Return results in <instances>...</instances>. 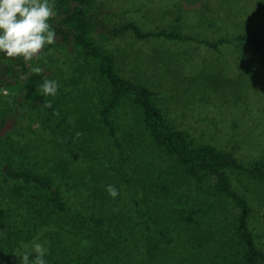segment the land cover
I'll return each instance as SVG.
<instances>
[{
	"label": "rangeland",
	"instance_id": "1",
	"mask_svg": "<svg viewBox=\"0 0 264 264\" xmlns=\"http://www.w3.org/2000/svg\"><path fill=\"white\" fill-rule=\"evenodd\" d=\"M50 2L56 5L57 0ZM95 10L108 27L128 19L143 29L176 23L181 33L194 38L138 40L132 33L91 30L96 42L115 54L122 73L146 82L168 119L195 142L233 150L245 162L261 155L264 47L258 53L251 42L242 44L235 37L264 36V0H93ZM223 36L230 41L218 49L198 41ZM30 62L59 84L54 96L59 115L47 122L41 109L36 120L32 101L22 88L15 91L13 102L0 113V155L17 168L53 174L73 209L82 218L101 217L102 225L96 228L92 221L49 207L35 214L27 199L12 195L14 181H2L0 171V245L5 248L0 247V264H20L19 255L31 252L34 240L48 248L56 235L86 264H202L213 253L231 249L235 203L193 191L187 179L175 189L191 197L197 222L180 221L173 211L174 190L158 178L157 171L165 168L161 157L148 146L128 104L116 110L119 144L108 137L97 121L103 87L82 62L72 37L63 40L56 32V41ZM0 73L9 80L15 73L3 54ZM77 132L82 133L78 138ZM33 144L40 146L39 153L27 149ZM229 175L235 190L251 203L250 226L264 250V182L238 170ZM110 184L119 190L116 198L106 191Z\"/></svg>",
	"mask_w": 264,
	"mask_h": 264
},
{
	"label": "trees",
	"instance_id": "2",
	"mask_svg": "<svg viewBox=\"0 0 264 264\" xmlns=\"http://www.w3.org/2000/svg\"><path fill=\"white\" fill-rule=\"evenodd\" d=\"M92 2L93 0H57L55 11L58 19L50 23L63 40L71 41L72 37L82 62L90 68V74L103 87L105 99H101L97 107L98 123L108 137L119 144L118 126L115 123L116 110L121 104L129 105L134 119L146 132L148 146L156 149L158 157H161L160 163L165 168L157 171L158 178H162L163 182H169V187L174 190V192L170 190L172 198L177 202L173 211L180 221L197 222L194 214L198 212V208L193 206L191 197L187 193L179 194L180 191L175 189L179 184L182 187L187 179L193 183V191H201L206 195L215 193L235 203L237 214L231 249L213 253L202 264H264V250L258 246L250 226L251 203L245 195L235 190L229 175L230 170H238L264 182V151L251 162H245L233 150L222 149L208 142H195L188 131L177 127L168 119L159 105L158 94L146 82L122 73L115 54L100 46L92 37L91 30L100 27L115 36L132 33L138 40L159 37L180 40L194 38L181 33L176 23L159 29H143L134 20L128 19L108 27L100 11H91ZM179 17L180 15L177 16ZM235 39L242 44L251 42L258 53H261L264 47L262 35L238 34ZM198 41L218 49L219 45L229 42L230 39L223 36L215 41L208 39ZM8 62L15 76L9 80L0 73V113L13 102V93L22 88L23 96L32 101V113L36 120L40 117L41 109L46 111L47 122L53 119L52 116L56 117L53 115L54 110L58 111L56 100L53 96H43L40 91V85L47 78L46 73L42 71L41 74H35L33 69L36 66L22 57L8 58ZM4 89L8 92L3 93ZM49 100L52 101V107H44V103ZM62 121L58 126L62 125ZM58 126L55 125V128ZM27 149L39 153L40 146L33 144L27 146ZM4 155H0L2 181L13 180L10 189L12 195L27 199L35 214H40L42 209L49 207L55 212H68L82 218L80 212L73 209L64 198L53 174L27 167L17 168L13 161ZM179 199L183 204H180ZM82 220L94 222L93 226L96 228L102 225L101 217H83ZM58 228L62 233L64 227L60 223ZM160 233L164 234L161 230ZM56 236L50 238L49 254L46 258L55 260L57 264H86L81 257L73 256L65 241L59 235ZM0 247L5 249L3 244ZM34 256L32 253L30 259Z\"/></svg>",
	"mask_w": 264,
	"mask_h": 264
},
{
	"label": "clouds",
	"instance_id": "3",
	"mask_svg": "<svg viewBox=\"0 0 264 264\" xmlns=\"http://www.w3.org/2000/svg\"><path fill=\"white\" fill-rule=\"evenodd\" d=\"M58 19L54 2L50 0H0V54L8 58L25 61L39 59L46 45L56 41V32L50 21ZM43 69L35 67L33 72L41 74ZM59 84L56 80L44 79L40 85L43 96H56ZM52 107V101H46L43 105ZM53 115H59L54 110ZM82 133L77 132L78 138ZM109 196L116 198L119 190L114 185H107ZM27 249V245H22ZM32 253L35 254L30 259ZM49 249L35 240L31 245V252L24 251L19 255L20 264H48L45 257Z\"/></svg>",
	"mask_w": 264,
	"mask_h": 264
}]
</instances>
